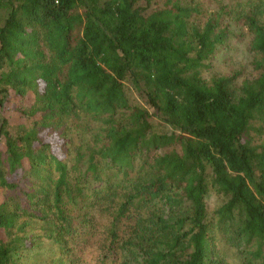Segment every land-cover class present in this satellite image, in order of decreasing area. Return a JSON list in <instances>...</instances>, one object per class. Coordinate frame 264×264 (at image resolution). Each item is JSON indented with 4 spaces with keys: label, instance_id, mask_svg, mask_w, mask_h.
Listing matches in <instances>:
<instances>
[{
    "label": "trees",
    "instance_id": "1",
    "mask_svg": "<svg viewBox=\"0 0 264 264\" xmlns=\"http://www.w3.org/2000/svg\"><path fill=\"white\" fill-rule=\"evenodd\" d=\"M0 264H264V0H0Z\"/></svg>",
    "mask_w": 264,
    "mask_h": 264
},
{
    "label": "rangeland",
    "instance_id": "2",
    "mask_svg": "<svg viewBox=\"0 0 264 264\" xmlns=\"http://www.w3.org/2000/svg\"><path fill=\"white\" fill-rule=\"evenodd\" d=\"M248 62L249 55L245 51V45L240 44L234 46L231 51H223L213 62L211 71L221 74L223 72H227L228 70H233L238 66H248ZM126 93L129 96L130 100H135L136 96L129 88H127ZM11 112L12 108L10 109L9 115H11ZM155 129L158 131H165V129L161 125H156ZM214 206L215 200H211L210 208H213ZM80 242H82V240L79 241V243ZM81 247L83 246L81 245ZM84 249L87 250V248Z\"/></svg>",
    "mask_w": 264,
    "mask_h": 264
}]
</instances>
